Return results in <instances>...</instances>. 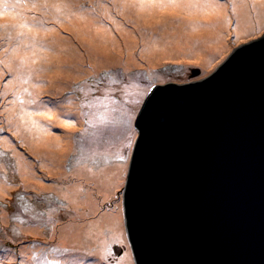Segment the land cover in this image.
Returning a JSON list of instances; mask_svg holds the SVG:
<instances>
[{
    "label": "rangeland",
    "instance_id": "obj_1",
    "mask_svg": "<svg viewBox=\"0 0 264 264\" xmlns=\"http://www.w3.org/2000/svg\"><path fill=\"white\" fill-rule=\"evenodd\" d=\"M22 1L36 0H0V144H4L7 150L0 149V184L13 186L5 193L6 199H0V264L20 261L26 264H60L68 259V255L80 251L79 247L82 254L75 257L81 260L80 264L93 261L122 264L126 255L131 264H136L128 241L123 199L138 139L139 111L149 104V98L153 99L150 111L160 105L167 107L162 103L164 100H160L162 91L159 86H179L210 78L229 60L236 48L261 38L264 35V0H245L253 16L248 32L242 37L235 29L237 19L232 14L231 1L219 0L227 4L233 24L230 22V26L216 32L213 40L216 42L224 37L231 43L205 69L196 57L176 61L169 58L156 65L149 62L150 47L155 46V38L149 34L157 35L162 30L158 21L162 20V13L170 12L169 7L177 4L180 12L174 13L171 20L177 22L184 17L182 13L186 14L194 6L190 0H137L136 6H141L139 10L130 8L126 16L118 12L120 18L116 19L122 22V26L102 12L114 0H77L75 5L76 0H51L52 4L21 7ZM203 1L206 0H194L195 3ZM262 2L263 12L261 10L258 14ZM67 4L81 10L94 24L106 21L112 29L107 38L108 49L102 53L108 62L106 66L100 65V57L93 52V42L88 41L90 31L84 27L85 22L69 13L64 7ZM130 5L135 6L132 0ZM15 6L20 8L12 11ZM8 12H12L14 17H10ZM37 16H40V22L33 21L31 26L45 27V30L41 34L29 31L35 36L30 38L20 24ZM73 22L84 28L82 35H78L71 24ZM22 31L24 38L21 42L11 39ZM8 38L11 44L6 46L3 42ZM58 39L71 42L82 59L74 60L69 54L70 49ZM21 46L28 47L26 50L32 57L21 68L20 74H13L8 60L11 52ZM57 46L67 54L60 51L55 58L67 55L69 60L49 62ZM186 50L184 53L188 56ZM200 55L201 52L197 57ZM77 68L83 71L81 75L75 73ZM55 72L72 78L70 81L54 78ZM15 78L18 82H14ZM135 83L145 88L134 89ZM37 100L44 108H39ZM11 102L15 110H11ZM164 102L169 103V99ZM44 113L52 120L39 117L41 121L35 122L30 119L31 114L40 116ZM16 116L18 118H14ZM42 127L51 136L65 138L61 144L66 147L60 146L56 151L47 144L49 142L39 143L38 137L44 132ZM66 127H70V134L64 132ZM29 136L32 137L30 145L25 142ZM68 143L72 144L70 149ZM61 152L64 153L62 158L59 156ZM20 156L26 159L27 171L34 181L46 186L44 193L43 189H37L39 194L36 196L32 187L23 185L29 183L21 179ZM119 166H124L122 179L112 186L114 190L107 196L98 182L100 172L114 173ZM53 167L63 171H50ZM92 171L97 173L90 174ZM78 182L90 192L83 194L80 206L77 196L71 198L65 192ZM140 198L143 197L136 198L135 205L143 204ZM5 208L8 217L3 220L1 212ZM102 215L105 218L119 217L102 229L103 240L93 243L94 237L83 233L82 238H77V244L65 246L68 245L65 242L76 238L79 227L84 228ZM113 227L122 231L121 238H110ZM89 246L93 248L90 252Z\"/></svg>",
    "mask_w": 264,
    "mask_h": 264
},
{
    "label": "water",
    "instance_id": "obj_2",
    "mask_svg": "<svg viewBox=\"0 0 264 264\" xmlns=\"http://www.w3.org/2000/svg\"><path fill=\"white\" fill-rule=\"evenodd\" d=\"M202 80L139 111L123 199L136 264H264V35Z\"/></svg>",
    "mask_w": 264,
    "mask_h": 264
},
{
    "label": "bare ground",
    "instance_id": "obj_3",
    "mask_svg": "<svg viewBox=\"0 0 264 264\" xmlns=\"http://www.w3.org/2000/svg\"><path fill=\"white\" fill-rule=\"evenodd\" d=\"M137 0H132V4L135 6L130 5V0H114L112 5H107L103 8V14L107 15L108 18L114 19V21L122 26V22L117 20V18H120L117 16L118 12H120L122 15L126 16L127 11L130 8H133L134 10H139L141 6H136L138 3L136 2ZM231 1V10L233 16L236 17L237 19V26H235L237 30V35L242 37L245 35L249 28L248 25L251 24V19L253 16L252 11L250 10L248 6V2L245 0H230ZM77 0L75 1L74 5L76 4ZM193 2V7L190 8V10L185 14L184 17L180 18L179 21L174 22L171 21L173 18V14L176 12H180V9L178 5L176 4V7L170 6L169 8L171 9L170 12H163L162 13V20H158L159 23L161 24L162 30L160 31L159 34L154 35V34H149L150 36L154 37L155 40L153 41V44L155 46H151V52L148 54L149 56V62L153 65H156L162 60H167L171 58V60L176 61V60H184V59H193L194 57L198 58L200 60V64L202 62V66L205 69L206 67L209 66V63L211 61H214L215 57L220 56L221 53H224L225 49L228 47V45L231 43L224 37H220L216 42L213 40V36L216 32H218L221 29L227 28L230 26V16L228 15L227 12V4L223 3L219 0H206L203 1L202 3H195L194 0H190L189 3ZM208 2V3H207ZM52 4L51 0H36L34 2L31 1H22L21 7H27V6H38L40 4ZM207 3V4H206ZM263 2L260 5V10L258 11V14H260L261 6ZM65 8L68 9V12L71 14H75L77 17L81 18L84 22L85 25L84 27L89 30V38L88 41L93 42L94 46V51L96 53V57H100L98 59L99 63L101 66H106L108 62L102 57L103 50L108 49V42L107 38L108 35L112 34V29L108 26L106 21H101L100 23L94 24L92 20L86 19V15L79 9H77L75 6H72L70 4H67L64 6ZM20 7L15 6L12 11H17ZM49 10H54L53 8H49ZM158 12V11H154ZM263 12V10H262ZM10 14V17H14L12 12H8ZM148 16V15H147ZM232 17V15H231ZM201 19V20H197ZM33 21L40 22V16H37V18H31L27 19L26 22L21 23L20 25L25 27L26 32L28 33V36L30 38H34V35L29 34V31H37L38 33H42L45 30V27H33ZM75 30L77 31L78 35H82L84 28L81 29L79 26L76 25V23H71ZM233 24V22H231ZM24 31L20 32L19 34L15 35L11 39L16 42H21V39L24 38ZM20 38V40H19ZM132 38V36L130 37ZM68 39V38H67ZM7 40L6 42H3L6 46L11 44V40ZM59 40V39H58ZM57 40V41H58ZM69 40V39H68ZM61 43H64L69 49L72 58L76 61H80L82 57L78 55L79 53L78 49L76 47H73L71 42L69 41H62L59 40ZM151 42V41H150ZM186 44V45H185ZM183 45L185 47L183 48ZM169 49H166L165 47H169ZM188 46V49L186 50ZM73 47V49H71ZM26 46H21L16 49H14L11 52V56L8 60L9 67L12 71L13 74H20L22 71L21 68L27 65V61L30 60L32 56H30V53L26 50ZM40 48V47H39ZM60 48V46H57L55 48L54 54L50 56L49 62H53L54 60L58 61H66L69 60L67 55H63L60 58L56 59L55 55L62 51L65 52ZM37 49V48H33ZM207 49V51H206ZM188 53V56L184 53ZM199 52H201V55H199ZM67 54V52H65ZM173 57V58H172ZM1 69V66H0ZM77 75H81L83 73L82 70L79 68L76 69L75 72ZM54 78L60 79V80H65V81H70L72 77H67L64 76L62 72H55L54 73ZM14 82H18V79L15 78ZM134 89L138 90H143L145 87L139 85L138 83H135V86H133ZM34 93H39L41 94L42 92H34ZM38 94V95H39ZM70 102V101H68ZM37 104L39 108H44V105H42V102L37 100ZM11 105V110H15L13 102L10 103ZM30 107V106H29ZM31 108V107H30ZM39 117H43L45 120L50 121L52 120L50 116L47 113L41 114L40 116L31 114L30 119L34 120L35 122H38L41 119ZM18 118V116L14 117ZM65 120V119H64ZM5 127L7 126V122L5 121ZM43 128V134H41L38 137V142L45 144L46 142L48 145L52 146L53 149L58 150L60 146L66 147L65 145L61 144L64 143L63 137H60L59 135L56 136H51L48 133V130L44 127ZM66 134L71 133L70 127H66L64 130ZM32 136V135H31ZM29 136L26 138L25 142L30 145L29 142H32V137ZM70 137V136H69ZM68 137V138H69ZM71 143H68V148L70 149ZM0 149L3 151L6 150V146L4 144H0ZM36 151H41L39 148H33ZM55 152H52V154H55ZM15 154V153H14ZM63 152L59 154V156H63ZM16 155V154H15ZM18 162L20 164V176L21 179H24V183H29V184H23L26 187H32L33 192L37 196L39 193L37 192V189H43L42 193H44V188L46 187L45 185L35 182L34 177L27 171L28 165L26 162V159L22 156L19 157ZM124 169V166H119L116 168V171L114 173L107 174V170H101V179L98 180L100 187L104 192H106L107 196H110L112 191L114 190L113 185L119 183L122 179V170ZM58 170L62 172L63 170L58 169L57 167H53V169H50V171ZM97 173V171H92L90 174ZM60 189L63 187L58 185ZM13 187V186H12ZM12 187H9L8 185L2 186L0 184V199L5 200V193L7 192L8 189H12ZM48 187V185H47ZM71 198L76 197L79 198V206H80V199L83 197V194H89L88 189H84L83 186L78 182L74 186L70 187L65 191ZM13 191L11 190V194ZM104 201V199H102ZM1 216L3 220H5L8 217L7 209L5 208L1 212ZM119 219V217H117ZM117 218H113L110 216V218H105L104 215H102L98 220L91 222L89 225L85 226L84 228L79 227L77 233L75 234L76 238L73 240H70L68 243L65 242L66 247L70 246L69 244H77V238H82L83 233H88L94 237L93 243H96L98 239L103 240L102 236V229L106 226H110L114 223V220ZM85 222H88L86 220ZM122 231L119 230L117 227L112 228V236H110L111 239H116V238H121V233ZM60 239H65L60 237ZM73 247V246H72ZM11 248L13 249L14 246L11 245ZM80 251H77L75 253H72L68 255V259L64 260L63 262H60V264H80V259L78 257H75L76 255L82 254V248L79 247L77 248ZM92 246L88 247V252L92 250ZM92 262V261H91ZM131 264L130 261L127 260V255L125 256V261L122 262V264ZM16 264H26V262H17ZM89 264V263H85ZM90 264H99L93 263Z\"/></svg>",
    "mask_w": 264,
    "mask_h": 264
},
{
    "label": "clouds",
    "instance_id": "obj_4",
    "mask_svg": "<svg viewBox=\"0 0 264 264\" xmlns=\"http://www.w3.org/2000/svg\"><path fill=\"white\" fill-rule=\"evenodd\" d=\"M138 137H139V133H138Z\"/></svg>",
    "mask_w": 264,
    "mask_h": 264
},
{
    "label": "trees",
    "instance_id": "obj_5",
    "mask_svg": "<svg viewBox=\"0 0 264 264\" xmlns=\"http://www.w3.org/2000/svg\"><path fill=\"white\" fill-rule=\"evenodd\" d=\"M37 191H39V190H37Z\"/></svg>",
    "mask_w": 264,
    "mask_h": 264
}]
</instances>
